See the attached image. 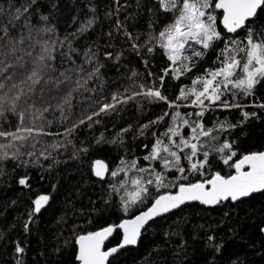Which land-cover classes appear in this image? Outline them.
Masks as SVG:
<instances>
[{
	"label": "snow or ice",
	"instance_id": "6c2138e0",
	"mask_svg": "<svg viewBox=\"0 0 264 264\" xmlns=\"http://www.w3.org/2000/svg\"><path fill=\"white\" fill-rule=\"evenodd\" d=\"M48 3L54 12L56 4ZM86 7L85 18H72L75 31L61 38L53 12L45 13L40 0L0 3V176L10 164L18 190L32 192L34 181H44V172L51 173L68 154L86 165L100 186L102 206L90 201L92 212L103 216L118 206L123 216L96 230L73 223L70 235L61 233L50 244L39 225L53 196H30L18 223L0 229V240L9 239L6 231L22 229L21 237L9 239L15 264H26L33 235L40 237L36 250L43 264H112L121 250L138 249L145 233L169 221L164 244L179 238L172 251L180 264H193L189 251L194 258L198 241L207 252L203 264H217L220 258L226 264H247L239 254L226 256L225 242L217 240L211 225L193 226L190 242L187 217L179 214L196 204L235 208L264 197V150L241 151L232 138L235 129L260 120L264 112V95H257L258 87H264V0H135V14L123 19L121 13L131 7L128 0H109L106 30L93 0ZM141 18L147 21L143 29L137 27ZM81 37L85 43L77 47ZM157 54L166 63L152 71ZM133 58L145 73L129 67ZM110 68L127 84L109 96L102 70ZM77 95L89 101L88 109L69 124ZM132 101L154 106L146 121L120 127L111 138L100 132L92 143L76 144L74 133L81 125L92 128ZM237 110L242 119L235 122L223 115ZM57 113L63 131L51 130ZM209 113L221 115L208 121ZM129 133L133 140L143 139L136 153L126 150L114 167L90 155L105 144L124 147ZM51 188L54 192L56 185ZM56 224L66 225V216ZM117 230L120 242L107 247L105 241ZM259 231L264 233V227ZM160 255L163 250L156 245L139 264H155L153 257Z\"/></svg>",
	"mask_w": 264,
	"mask_h": 264
},
{
	"label": "trees",
	"instance_id": "16d2710c",
	"mask_svg": "<svg viewBox=\"0 0 264 264\" xmlns=\"http://www.w3.org/2000/svg\"><path fill=\"white\" fill-rule=\"evenodd\" d=\"M40 2L43 5V11L45 13L53 12L48 0H40ZM108 2L109 0H93V3L99 8V15L105 30L107 29L109 21L105 20L103 15L105 5ZM0 3H5V0H0ZM52 3L57 6L53 12V22L57 25L61 38L65 34L75 31L77 25L72 22L73 17L83 19L88 12L86 7L87 0H52ZM128 3L131 7L121 13V19L130 13L135 14V0H128ZM146 23V19L141 18L137 27L143 29ZM84 43L85 39L81 37L76 42V46H82ZM151 62L152 60L150 58ZM154 63L155 67L152 68V71H157L164 66L166 61L162 55L157 54ZM67 66L68 64L65 63L64 67ZM133 66L138 68L141 73L146 72L143 64L139 63L135 58H133V64L129 67ZM57 67H59V62L57 63ZM102 71L107 72L105 87L108 89L109 96L117 88L123 91L127 81L123 80L121 76H118L114 68ZM149 82H151L150 79ZM171 83L172 81L169 80V86L167 88L169 94L172 93ZM84 95L88 96L89 93H85ZM257 95H264V87H258ZM75 103L76 107L73 110L70 121L67 122L69 124L71 121L80 118L81 113L88 109L89 101L86 99L82 101L79 95H77ZM153 107V105L148 104L146 101L142 102V107L138 106L135 101L129 102L119 112L113 113L111 116L101 117L102 122L100 124H94L92 128L81 125L74 133L75 142L78 145L81 141L92 143L93 138L99 136L100 132H104L107 137L111 138L120 127H126L129 123L136 125L138 122L146 121V117ZM56 115L57 123L51 130L63 131V126L60 125L58 120L59 113ZM216 115L221 114H207L208 121L214 119ZM223 115H229L233 122L242 119L238 110L234 113H224ZM260 115V120H250L245 125L234 130L232 138L238 140L241 151L264 150V112H261ZM49 118L51 119L52 117L50 116ZM45 139L50 140L51 138L46 137ZM141 139L133 140L132 133H129L126 137L124 147L105 144L99 148L94 147L90 155L95 159H103L114 167L115 162H118V157L125 155L126 150L129 155L137 152L136 146L141 143ZM70 152L71 148H69V154ZM60 159L62 162L54 166L51 173L44 172V181L39 183L34 181V184L37 186L32 192H28L27 190L21 192L18 190L17 185L11 179L14 175L11 165H8V173L0 176V229L6 230L8 225L14 222L18 223L17 218L25 212L29 197H34L37 193H51L53 196L51 208L48 212L44 213L43 220L39 225L41 236L50 244H53L56 237L61 233L63 236L70 235L73 223L81 224L86 229L96 230L99 227L107 226V224L119 222L118 218L123 216V213L119 211L118 206L110 210V212H105L103 216L92 212L93 204L90 201L96 200L98 201L96 206H102L98 199L100 186L93 183L95 178L90 177L86 165L79 161L69 159L68 154L62 155ZM47 163L49 162H45V164ZM30 171L33 174L37 172L36 169H30ZM52 184L56 185L54 192L51 188ZM13 200L16 201V204L12 203ZM226 212L227 216L225 215ZM132 214L134 212L129 213V215ZM61 215L66 216V225L56 224L57 218ZM179 215L187 217L188 223L185 225V231L190 242L194 230L193 226L199 229V225L201 224L205 228L211 225L215 230L217 240H223L225 242L226 256L239 254L242 260H247V264H264V255L260 254L264 253V233L259 231L261 227H264V197L257 196L255 199L235 208L224 205L207 208L196 204L195 206L186 207ZM89 217L93 220L92 224L87 223L86 218ZM175 219L176 217H172V220ZM170 223L171 221L167 223L160 222L155 225L154 229H150L145 233L138 249L128 248L121 251L119 256L112 260V264H139L147 251L156 245L161 246L163 255L153 257L155 264H162V261L165 259L167 260V264H180L179 259L173 255L172 251L173 247L179 242V238L172 237L167 245L164 244L163 229L169 228ZM200 234L203 235V232L201 231ZM6 236L10 240H15L22 236V229H16L11 232L6 231ZM9 239L0 240V264H15L12 245ZM39 239L40 237L35 235L31 237L32 244L25 256L26 264H36L37 260L39 264H43V257L36 250ZM120 240L121 233L117 230L113 233L106 246L113 247ZM61 243H63L62 240ZM195 251L196 255L194 258L192 251H189V259H193V264H203L207 252L202 247V241L196 242ZM207 258L211 259V256H207ZM217 264H226V258H220Z\"/></svg>",
	"mask_w": 264,
	"mask_h": 264
},
{
	"label": "water",
	"instance_id": "95a60500",
	"mask_svg": "<svg viewBox=\"0 0 264 264\" xmlns=\"http://www.w3.org/2000/svg\"><path fill=\"white\" fill-rule=\"evenodd\" d=\"M94 178H95V177H94ZM119 232H120V231H119ZM120 233H121V232H120ZM111 237H112V236H111ZM111 237H109V239H110ZM121 238H122V233H121ZM109 239H108L107 241H105V244L108 243ZM129 248H132V247H129ZM121 251H123V250H121Z\"/></svg>",
	"mask_w": 264,
	"mask_h": 264
},
{
	"label": "bare ground",
	"instance_id": "6f19581e",
	"mask_svg": "<svg viewBox=\"0 0 264 264\" xmlns=\"http://www.w3.org/2000/svg\"><path fill=\"white\" fill-rule=\"evenodd\" d=\"M57 126V125H56ZM59 128V127H58ZM60 131V130H59Z\"/></svg>",
	"mask_w": 264,
	"mask_h": 264
}]
</instances>
